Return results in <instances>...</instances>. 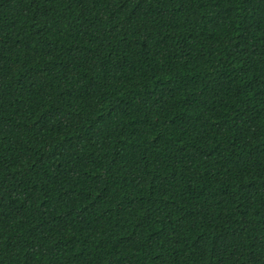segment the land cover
Masks as SVG:
<instances>
[{
    "label": "trees",
    "instance_id": "1",
    "mask_svg": "<svg viewBox=\"0 0 264 264\" xmlns=\"http://www.w3.org/2000/svg\"><path fill=\"white\" fill-rule=\"evenodd\" d=\"M0 264H264V0H0Z\"/></svg>",
    "mask_w": 264,
    "mask_h": 264
}]
</instances>
